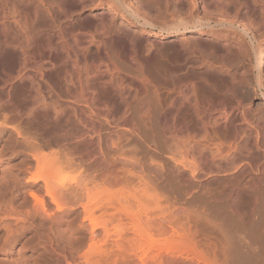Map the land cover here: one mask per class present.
<instances>
[{
  "label": "bare ground",
  "instance_id": "obj_1",
  "mask_svg": "<svg viewBox=\"0 0 264 264\" xmlns=\"http://www.w3.org/2000/svg\"><path fill=\"white\" fill-rule=\"evenodd\" d=\"M97 1L109 5L110 26L101 20L84 31L79 14ZM174 1L173 20L158 25L140 1L0 0V147H8L0 153V264H233L231 239L200 249L189 222L207 220L204 202L230 204L242 218L240 201L264 184V0ZM117 13L179 43L165 86ZM43 20L55 42L40 40ZM73 34L84 58L95 45L93 64L109 74L90 98L78 83L77 101ZM243 60L251 76L237 79ZM201 65L219 83L203 70L194 77ZM249 86L262 100L258 111L239 96ZM109 87L123 106L119 122L107 110L113 99L99 97ZM17 120H38L48 143L21 132ZM95 120L106 133L89 130ZM74 165L83 170L76 179ZM198 202L204 208L190 209Z\"/></svg>",
  "mask_w": 264,
  "mask_h": 264
},
{
  "label": "rangeland",
  "instance_id": "obj_2",
  "mask_svg": "<svg viewBox=\"0 0 264 264\" xmlns=\"http://www.w3.org/2000/svg\"><path fill=\"white\" fill-rule=\"evenodd\" d=\"M41 1H47V0H41ZM49 1H51V0H49ZM87 1L90 4L89 0H87ZM126 1L127 2L129 1L130 3L132 2L133 4L135 3V1H138V2L140 1L139 3L141 4V2H142L143 4H141V5L142 6L144 5L146 7H149L151 5V7H152V19H154L158 25H160L161 23L162 24H166V23L169 24L173 20V16L171 14V12L173 10L171 8H173L174 4L178 5V3H179L178 1H174V0H126ZM244 1H246V0H244ZM247 3H250V5H251V2H247ZM147 4L149 6H147ZM179 5H181V3ZM103 6L100 5L99 2L97 1L94 5H89L84 10L81 11V13L79 14V16L81 17V20H79V22L83 23L82 24L83 25L82 30L87 31V32L88 31L93 32L96 29V23L98 21H101V20L105 22L106 28H108V26H110V20L106 16V12L110 9V7H109V5H103ZM153 11H155V12H153ZM115 15H116L115 21H116L117 25H119V27H120V24L123 23V25L121 26V28H124L123 30L126 29L127 30L126 32H128V33L130 32V34H133L135 31L138 33V39H137L138 41L136 44V46H137L136 49L140 55L139 57H141V58L143 57L144 59H146L145 57L147 56L146 62H147V67H148L147 68L148 73L151 74V76L153 77V79L157 83L165 86V84L168 81L169 76H170L169 71H170V67H171L170 62L172 61V58H174L178 54H179L178 56L181 55L180 54L181 48L179 50V45H178L179 43L170 42V41H172L171 40L172 38H171V36H168V35H171V34H166L167 36H165L163 38L158 37V35L156 34V33H158V30L154 31V30L147 29V28L145 29L144 27L136 24L133 21L129 22V21L125 20L123 18V16H121L118 13ZM80 17H79V19H80ZM46 23L47 22L45 20H43L41 22V25H40V28H41L40 40L42 42H44L46 39H49L50 36L52 37V35H53L52 33L54 32L53 26L46 24ZM77 28H78V26L76 25L74 27V30ZM118 33H122V32H118ZM78 38H79L78 36L73 34V84H74L73 85V101L78 100L77 97L80 94V91H82V89L79 88L81 86L79 84L83 83L84 87L86 85L88 86V88L85 87L87 91L85 90L86 93H85V91H84V93L85 94L88 93L89 96L87 95V97L90 98L91 94L100 90V88H98V87L101 86L102 82L104 83L105 81L106 82L109 81L108 80L109 74H106L107 73L106 69L103 68V70L104 69L105 70L104 71L102 70L101 71L102 73H101L99 70L96 69V66L94 65L95 64L94 63V58H95L94 56L96 55L95 45L91 44V45L86 46L89 49V52H88L89 54L86 56V58H84L81 54L83 44L81 45L80 39L78 40ZM208 39H209L208 36H203L202 40L203 41L207 40L209 42L210 40H208ZM51 40L54 41L55 40L54 37H52ZM77 40L79 41V43ZM205 46L206 45L203 44V47H205ZM83 48H84V46H83ZM76 56H78V58H76ZM240 57L241 56H239V58ZM90 59H91V61H90ZM144 59H142V60H144ZM76 61H77V64H75ZM149 62H150L151 66L148 65ZM247 63H248L247 61L243 60V62L237 64L238 68H239V76L237 77V79L238 78L240 79L241 75H242V77L244 76L247 79L250 78L251 72L247 66ZM241 64H242V66H241ZM175 65H177V64H175ZM48 68H50V67H47V69ZM201 70H203L202 71L204 74L203 77H205L206 80H208V81L212 80L213 83H215L214 81L219 83L218 80H220V79H217L219 76L218 75L219 73L214 72L215 75H213L212 72L211 73H209V72L204 73L205 70H204L203 65H201V67H198L197 69H194L193 76L194 77H201L202 76ZM77 71H79V72H77ZM63 73L64 72L61 71L59 74L61 76H63L64 75ZM84 75H86V76H84ZM211 75L213 76V78L210 77ZM209 77L211 79H207ZM80 79H81V81H80L81 83L78 81ZM78 90H80V91H78ZM99 94H98L99 97H102V95H103L104 98L106 97L107 100L109 98L113 99L112 100L113 105L112 104L109 105V107H108L109 109L107 108V110L110 111V115H111L112 120H113V121L112 120L111 121L114 122V120L116 119L115 122H119V120L122 117V113H123L122 107L123 106H122V104H120V100H118L119 98H118V96H116L117 94L115 93V91L111 87H109L107 93L102 94L100 92ZM244 95H245V97L247 96L248 98L251 99L250 101L253 102L255 110L258 111L257 109L262 106V104H261L262 100L259 97H257L256 95H254V91H253L251 86L243 88L241 90V95H239V96H241V98H242V96H244ZM219 97L220 96L216 97L215 100L217 101L219 99ZM247 97H246L245 101L248 100ZM216 101H214V102H216ZM17 121L15 122V126L18 127L21 132L25 133L27 136L30 135V137H32L33 140L38 142V144L39 143H41V144H47L48 143L49 131L46 129V127H42V125L39 124L40 122L38 120H36L35 124H29V123H26L25 121H24L25 122L24 123L22 120L21 121L19 120L18 122ZM92 124L90 125L91 128H89V130L91 132L95 131V132H93V134L99 133L100 131H102L100 133H103V134L106 133L107 129H105L106 126L104 125L102 120H99V121L95 120V122ZM94 124H96V125H94ZM88 126H89V124H88ZM104 126H105V128H104ZM91 129H93V130H91ZM103 129H105V132ZM11 132H13V131H11ZM11 132L9 131L10 134H11ZM9 133H7L5 135L6 140L8 139ZM153 134H155V133L153 132ZM94 135H96V134H94ZM1 146H2V148L0 147V153H3V154L6 153L8 151L7 145L5 143H3V145H1ZM90 148H92L90 150V151H92L93 146H91ZM23 152H25V151H23ZM22 154L20 156H18L17 159L15 160L14 163L16 164V166H18L19 162L25 158V154L24 153H22ZM77 155L76 156L78 158L75 156V154H73L74 163H76L75 161H78V159L80 161V156H79L80 154L77 153ZM78 163H76V164H78ZM35 172H36V170L33 171V173H35ZM82 172H83L82 169H80L78 166H75V167H73V171L71 172L70 175H71V177H73V179H76V178H79L81 176ZM213 186L210 187V189L211 188L218 189V187H217L218 185L215 184L216 188H215V186L214 187ZM258 188H259L258 192H257L258 196L256 193L249 194V195H251V197L248 195L250 198L248 197V199H247V197H245L244 199H242V201H240V203L241 202L242 203L239 204V206H240L239 209L241 208L240 210L243 212L242 218H241V216H235L233 214L232 207L230 204H224V203L222 204L219 202L218 203L204 202L205 203V205H204V203H203L204 207H206L207 204H209V206H207L208 208L206 207V209H205V210L208 209L207 211H209L208 215H207V211H206L207 216L205 215V217L206 218L208 217L207 220L211 219L212 221L209 220L211 223L209 221H207L205 218H204L205 220L203 219V221H202V219H199L201 222L198 219H197L198 221L197 220L195 221V220H193V218H190V220L192 219V221H190L192 225L189 222V226L191 228L193 226V228H194V229L193 228L192 229H193V232L196 233V234L195 233L194 234L197 236V241H198L199 245L201 247H203V248L199 247L200 249H204V247H205L204 250H206L207 249L206 247H208V246L212 247V248H214V246H217L218 247L217 249H219V247L221 245H223L226 240L231 239L233 241V242L231 241L232 244L234 243L232 246V253H234L233 254V258H234L233 264H264V184L259 185ZM213 189L211 190L212 192L216 191ZM251 191H252V189H251ZM254 194H256V196ZM253 197L257 199L258 202L254 201L255 199L253 200L254 202H257V205H256V203L252 202ZM197 204L191 205L190 209H196L199 205H201L200 207H202L201 203L198 202ZM204 207H202V208H204ZM253 209L255 211H250ZM1 210L4 211V208L2 206H1ZM244 213H246V214H244ZM252 213H254V214H252ZM209 216H210V218H209ZM245 216H247L248 219L246 218V220L244 221ZM206 222L209 224H207ZM213 222L215 224H213ZM218 223L219 224L221 223L222 224L221 227L222 228L224 227V229H226V231L221 230V227ZM214 226L217 228L214 229ZM210 227H212V228H210ZM245 227H246V229H245ZM227 233H229L228 236L226 235ZM225 235L227 236V239L224 238ZM241 235H242V242L241 243H243V241H244L243 239H245V241L248 242V246H249V250H250L249 252L247 250L248 253H245L246 252L245 248L243 250L240 247L243 250V251H241L239 246H237L238 245L237 243H239V241H241V239H240ZM229 236H230V238H228ZM234 236H236L237 238H239V236H240V238L238 240L234 241V239H235ZM243 236H244V238H243ZM221 240L222 241L225 240V241L222 242ZM219 243H221V245ZM221 248L222 247H220V249ZM214 249H216V248H214ZM242 252H243V254H242ZM241 257H243V258H241Z\"/></svg>",
  "mask_w": 264,
  "mask_h": 264
}]
</instances>
